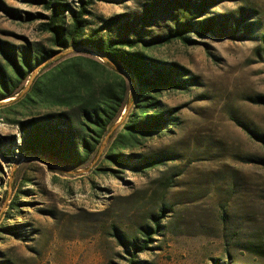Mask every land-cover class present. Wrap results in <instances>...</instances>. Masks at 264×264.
I'll use <instances>...</instances> for the list:
<instances>
[{"label":"rangeland","instance_id":"rangeland-1","mask_svg":"<svg viewBox=\"0 0 264 264\" xmlns=\"http://www.w3.org/2000/svg\"><path fill=\"white\" fill-rule=\"evenodd\" d=\"M48 1L0 0L7 72L4 48L57 51L50 59L65 53L54 62L78 54L104 60L59 51L45 31ZM59 1L68 23L80 0ZM207 5L194 21L217 17L234 31L239 21L235 38L191 32L197 43L174 40L148 51L197 80L189 91L160 97L174 125L124 151L158 157L155 168L134 173L106 158L133 101L83 166L20 153L16 122L49 111L22 97L50 59L33 65L19 102L0 103V264H264V0ZM181 8L179 0H96L88 28L104 38L151 40L175 28Z\"/></svg>","mask_w":264,"mask_h":264},{"label":"trees","instance_id":"trees-1","mask_svg":"<svg viewBox=\"0 0 264 264\" xmlns=\"http://www.w3.org/2000/svg\"><path fill=\"white\" fill-rule=\"evenodd\" d=\"M95 1L80 0L78 8L70 10L68 23L64 16L65 3L49 0L45 4L50 11L45 31L51 34L53 44L61 48L59 51L73 48L95 53L104 60L78 54L45 65L22 98L47 107L49 111L16 122L22 133L18 147L21 154L50 156L64 165L83 166L99 149L125 106L133 101L134 112L122 122L124 131L115 135L106 158L115 166L140 173L159 166L162 160L124 151L140 145L141 139L174 125V116L167 111V105L161 103V96L173 90L186 92L190 86L197 85L196 78L188 76L185 68L150 56L148 51L155 45L174 40L197 43L189 38L191 32L204 37L208 33L217 35L225 31L224 35L235 38L240 22H236L237 30L234 31L229 24L217 21V17L206 16L194 21L208 13L209 8H204L208 7V0H179L180 18L184 21L180 19L164 37L151 40L104 38L88 28L89 8ZM193 9L200 12H193ZM262 40L264 43V36ZM3 50L12 72H7L0 62V103L8 98L12 99L6 102L17 103L20 101L17 90L33 65L45 62L57 51L35 50L31 54ZM132 86L135 95L129 97ZM53 107L56 109H51ZM147 237L145 242L151 235L147 233Z\"/></svg>","mask_w":264,"mask_h":264},{"label":"water","instance_id":"water-1","mask_svg":"<svg viewBox=\"0 0 264 264\" xmlns=\"http://www.w3.org/2000/svg\"><path fill=\"white\" fill-rule=\"evenodd\" d=\"M63 54L65 55V53H63ZM63 54H61V55H58L57 57H55V58H53V59H50L49 61H47V62H46V64H48V63H50V62H53V61H55V59H56V58H59V57H62V56H64ZM46 64H45V65H46ZM2 103H6V102H2Z\"/></svg>","mask_w":264,"mask_h":264}]
</instances>
